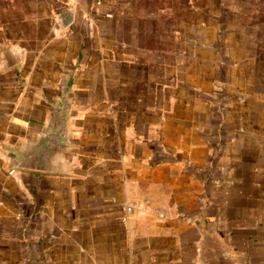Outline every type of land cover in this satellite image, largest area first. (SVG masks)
<instances>
[{
    "label": "crops",
    "instance_id": "1",
    "mask_svg": "<svg viewBox=\"0 0 264 264\" xmlns=\"http://www.w3.org/2000/svg\"><path fill=\"white\" fill-rule=\"evenodd\" d=\"M0 264H264V0H0Z\"/></svg>",
    "mask_w": 264,
    "mask_h": 264
},
{
    "label": "water",
    "instance_id": "2",
    "mask_svg": "<svg viewBox=\"0 0 264 264\" xmlns=\"http://www.w3.org/2000/svg\"><path fill=\"white\" fill-rule=\"evenodd\" d=\"M5 69L15 66L19 57L5 53ZM73 98L70 90L62 94L51 107L44 128L22 147H7L4 150L10 169L59 174L68 156L78 150L74 140Z\"/></svg>",
    "mask_w": 264,
    "mask_h": 264
}]
</instances>
